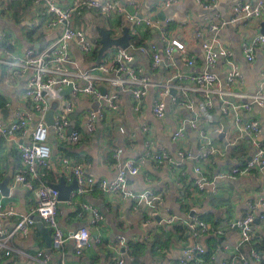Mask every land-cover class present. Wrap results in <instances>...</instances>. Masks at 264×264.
<instances>
[{
  "label": "crops",
  "instance_id": "0c3cea01",
  "mask_svg": "<svg viewBox=\"0 0 264 264\" xmlns=\"http://www.w3.org/2000/svg\"><path fill=\"white\" fill-rule=\"evenodd\" d=\"M34 1L0 0V36L4 38L2 40L4 52H0V61L8 60L5 53H10L11 56H23L31 48L39 52L61 35L62 27H49L43 11ZM57 1L62 8H68L78 0ZM132 1L122 0V5L128 7ZM136 1L141 14L146 18L156 13L157 5L162 0ZM257 1L218 0L216 8L205 10L197 3V0H180L177 6L166 11L167 14L175 18L169 26V38L185 44L188 57L194 56L198 61L197 67H188L187 57L178 54L175 56L173 66L176 71L181 73L203 72L205 59L202 42L213 36L207 31V24L217 18L230 20L233 7L237 3L256 4ZM186 13H189L190 19L186 17ZM160 14L161 12L156 14L157 18ZM119 21V15L106 19L100 16L97 11L89 10L75 16L73 23L75 27L82 28L87 37L96 43L99 53L103 30H106L114 39L120 38L117 37ZM263 21L264 11L259 18L229 24L218 34L224 46L233 51L234 61L242 70L243 83L235 86L236 92L248 95L264 92L263 51L261 48L257 49L256 61L250 64L243 56L242 47L244 42L260 34ZM126 29L132 33V38L137 37L144 40L142 45L130 43L131 46L135 48L147 47L150 42H153L158 46L160 52L164 51L165 43L155 29H149L151 30L149 35L146 27L137 29L133 25H128L123 30L121 37ZM198 30L202 31L201 38L195 37ZM110 49L104 53L100 61L104 59ZM72 51L74 57L82 63L85 69L95 66L99 61V59H95L97 51L94 56L83 57L77 51L75 44L72 45ZM136 60L145 71L149 70L153 64L152 55L148 58V55L143 56L136 53ZM169 64V61L165 59L159 68L152 71L155 87L164 83L168 75L174 71L169 67ZM215 72L225 83L229 67L220 63ZM101 86L100 90H108L106 85ZM25 90L26 77L14 76L10 68L0 62V106L5 123L13 121L17 111L29 110L30 102L25 98ZM68 90H64V99L55 101L58 103L56 112L62 109L64 101L70 99ZM156 96L157 88H153L143 100L142 112H136L133 97L128 93L120 92L119 111L116 113L107 112L105 119L99 123L98 130L93 135H89L85 131L87 113L91 109H96L100 104L87 96L78 97L74 100L73 111L69 115L71 128L80 129L83 132V139L76 145L60 142L54 127H51L49 144L53 154L43 178L46 184H58L62 178L65 179L67 185L73 182V178L65 173L62 157L69 158L74 164L82 165L87 174L94 177L97 184L102 181H113L118 173L114 155L118 150H123L122 160L145 161L140 165V173L137 176L129 177L128 193L137 194L152 189L164 198L160 210L154 214L157 218L154 216L151 223H148L150 216L145 205L136 209L130 198H126L122 194H107L99 187L84 196L73 197L72 193L68 202L60 201L58 221L67 235L89 225L90 214L85 212L84 216L80 215L82 204L88 203L105 215L104 222L98 228L91 230L93 239L100 237L102 242L93 244L85 251L82 258L75 256L74 245L72 242H68L64 256L67 264L77 261H82L84 264H113L118 258L128 256L118 239L120 237L124 238L123 244L130 247L129 255L134 256L138 264H175L179 260L184 246H192L194 240L184 225L177 224L163 228L159 224L161 219L170 214L186 221L196 214L206 223L219 227L226 221H233L241 217L246 212L247 205L251 200L258 196H264V170L260 168H255L243 175H232L227 179L219 177L228 170H232L234 166L245 163L255 152L251 148L249 137L240 130L243 129L245 120L255 119L260 122L264 135V108L256 109L254 107L246 119V115H243V124L241 123L239 128L234 124L231 115L219 113L220 108L217 105L214 111L215 118L221 115L228 123L229 129L226 138L221 140L223 125L217 122L210 125L212 128L208 126L216 152L209 156L205 172L211 184L215 185V192L212 188L201 192L194 187V182L198 178L194 172V162L183 163L182 169L175 167V162H180L177 155L179 149L189 150L193 155L202 152L203 145L198 132L192 131L189 127L188 120L191 119V114L186 109L170 104L164 119L155 118L152 109ZM191 98L200 101L202 95L193 93ZM238 100L240 101V99ZM243 102L245 101L238 103ZM145 124L149 127L148 133L142 129ZM181 127H184L187 135L183 141L178 142L173 137ZM121 128L123 132H121ZM217 128L220 129V132L215 133L214 129ZM33 129L34 124L32 123L29 126V131L31 132ZM149 138L153 139L154 150L164 149L168 152L169 161L159 165L147 157L146 141ZM21 143L28 144L29 138L19 137L15 143L11 144H7L4 139L0 138V183L11 175L10 195L4 197L0 193V203L6 207L14 206L18 217L31 214L36 206L33 192L27 190L22 184H14L15 171L18 167L23 166L17 148ZM18 217H6L3 220L4 226L12 229L16 225ZM257 238L258 246L263 249L261 251L263 259L257 263L249 258V264H264V229L259 230ZM240 242V231L233 228H227L223 234H205L199 240V243L207 251L205 259L215 257L217 249L226 245V248L216 256L215 264L222 260H233L235 258L234 251ZM11 246L14 251L10 257H6L5 252L0 251L2 253L0 264H33L34 256L41 250H45L50 255V264H61L63 258L61 253L47 247L37 222L32 228L29 238L24 239L17 236L11 242ZM249 246L244 248V252L249 253L248 248H251V245Z\"/></svg>",
  "mask_w": 264,
  "mask_h": 264
},
{
  "label": "built area",
  "instance_id": "2783aa9c",
  "mask_svg": "<svg viewBox=\"0 0 264 264\" xmlns=\"http://www.w3.org/2000/svg\"><path fill=\"white\" fill-rule=\"evenodd\" d=\"M34 2L43 11L48 26L51 28L62 27V33L55 41L39 52L31 48L23 56H11L10 53H5L8 60L0 61L10 68L14 76L26 77L25 98L30 102V108L29 110L17 111L15 119L10 123H5L0 106V138L4 139L7 144L15 143L19 137L29 138L28 144L21 143L17 146L23 166L16 169L14 184H22L27 190L33 192L36 203L31 214L19 217L14 206L6 207L0 203V251L5 252L6 257H10L14 251L11 242L17 236L24 239L29 238L32 234V228L36 225L35 217L38 216L52 233V250L63 255L61 264H67L64 256L68 242L73 243L74 253L78 258H82L85 251L91 248L93 244L102 242L100 237L93 239L91 230L98 228L104 222L105 215L99 209L84 203L81 206L82 213L80 215L84 216L85 212L90 214L91 219L88 226H83L67 235L59 224L60 193L43 181L53 154L49 144L51 128L46 121L52 104L64 99L65 89H72L69 93L70 99L64 101L62 109L55 112L54 129L60 142L76 145L83 139V132L80 129H73L72 133H69L71 128L69 115L73 111L75 99L80 96H87L100 104L96 109H91L87 113L85 131L89 135H93L97 132L99 123L105 119L107 112L116 113L119 111L120 92L130 94L134 99L136 112H142L144 98L153 88H157V96L152 109L155 118L164 119L170 104L186 109L191 114V119L188 120L189 127L192 131L198 132L203 145L202 152L197 155H193L189 150L179 149L177 155L180 162H175V167L182 169L183 163L194 162V172L198 175L194 187L201 192L208 188H212L215 192V185L211 184L205 172L209 156L216 152L210 133V128H212L210 125L217 123L214 109L218 105L220 114L231 115L234 124L240 128L243 115H246V119L255 105L264 108V92L248 95L235 91V86L243 83L242 70L234 61L233 51L224 46L218 34L221 29L229 24L261 17L264 11V0H258L256 4L237 3L233 7L230 20L217 18L207 24L206 29L213 36L202 42L205 70L192 73H181L173 67L175 56L178 54L187 57L186 64L188 67L195 68L198 64L196 57H188L185 44L169 38V26L175 18L167 14L166 11L177 6L180 0H162L157 5L156 13L146 18L141 14L136 0L130 2L128 7L122 5V0H78L68 8H62L57 0H35ZM197 3L203 9L211 10L217 7L218 0H197ZM89 10L97 11L100 16L106 19L119 15L117 37H121L123 30L128 25H133L137 29L140 27L155 29L165 43L164 51L160 52L158 46L153 42H150L147 47L140 48L131 45L126 49L115 47L106 53L102 61H98L95 66L85 69L82 63L74 57L72 45H76L77 51L83 57L94 56L98 48L96 43L87 37L82 28L74 26L73 21L75 16ZM159 12L166 13L163 21L156 16ZM188 16L189 13H186V17ZM113 32H115L114 29ZM195 37L201 38L202 31H196ZM3 39V36H0V52H4ZM242 47L245 60L253 64L256 61L257 49L261 48L264 55V35H256L244 42ZM136 53L143 56L148 55V58L152 55L153 64L149 70L145 71L138 64ZM165 59L169 61V67L173 68L174 71L168 75L164 83L155 87L152 71L159 68ZM220 63L229 67L225 83L220 80L215 72ZM101 85L107 86L108 90L105 94H102L100 90ZM174 91L175 94H173ZM193 93L201 94L202 100L197 101L195 98H191ZM229 98L240 99V101L245 102L231 103ZM32 123L34 129L30 132L29 126ZM142 129L145 133L149 132V127L146 124L143 125ZM240 131L249 137L251 148L255 152L251 155L250 160L234 166L225 174L219 175L221 179L231 178L232 175H243L255 168L264 170V135L260 122L255 119L245 120V125ZM121 132H123L122 128ZM214 132L218 133L220 129H214ZM186 135L184 127H181L174 133L173 139L178 142L183 141ZM146 148L148 149L147 157L159 165L170 160L166 150L153 149L152 138L146 141ZM122 154L123 150H118L114 155L118 171L115 180L102 181L100 184H97L94 177L87 174L82 165L74 164L69 158L62 157L65 173L76 179L78 183V188L73 192V197L84 196L98 187L107 194H122L133 201L136 209L145 205L150 216L148 223H151L154 214L160 210L164 198L152 189L137 194L128 193L129 177L137 176L140 173V165L144 164L145 161L122 160ZM6 217H18L17 223L12 229L4 226L3 220ZM159 224L163 228L177 224L184 225L194 240L192 246H184L179 260L175 264H215L216 256L226 248V245L217 249L215 257L205 259L204 256L207 255V251L199 243V240L205 234H223L227 228L238 229L241 242L234 251L235 258L233 260H222L217 264H249V258L260 263L263 259L262 254L254 248V245L258 243L259 230L264 229V196H258L251 200L247 205L246 212L241 217L233 221H226L219 227L206 223L196 214L186 221L181 220L176 215L169 214L161 219ZM118 239L128 256L118 258L113 264H138L135 257L129 255L130 247L123 244L124 238ZM249 245H251L249 253L244 252V248L250 247ZM33 261V264H50L51 259L45 250H41L34 256ZM71 264L84 263L77 261Z\"/></svg>",
  "mask_w": 264,
  "mask_h": 264
},
{
  "label": "water",
  "instance_id": "95a60500",
  "mask_svg": "<svg viewBox=\"0 0 264 264\" xmlns=\"http://www.w3.org/2000/svg\"><path fill=\"white\" fill-rule=\"evenodd\" d=\"M159 19L164 20L165 18V13H161L158 16ZM262 24V29L260 30V34L264 35V21L261 23ZM131 39H132V35L130 33L129 29H126L124 32V35L120 38L114 39L111 37V35L106 31L103 30L102 31V35H101V48L99 49V53H98V59L99 61L102 59L104 53L113 47H120L123 49H126L130 46L131 43ZM71 88L68 90V93L71 92ZM102 94H105V89H101ZM176 92L174 91L173 94H175ZM231 103H236L239 102L238 100L229 98L228 99ZM58 108V103H53L52 107L50 109V111L48 112L47 116H46V121L47 124L51 127H54L55 124V112ZM220 113V112H219ZM217 122H220L223 125V132L220 135V139L224 140L226 138L228 129H229V125L226 122V120L224 118H222L221 115H218L216 118ZM73 127L70 128L69 133H72L73 131ZM250 160V158L248 159ZM11 180V175L7 176L2 183H0V191L2 193V195L4 197H8L10 195V187H9V182ZM51 187L57 189L60 193L59 199L62 202H68L71 199V195L74 191L77 190L78 188V183L76 179H73V182L70 185H67L66 181L64 178L61 179L60 183L58 184H51ZM35 220L40 228V231L42 233V235L44 236V239L46 240V244L47 247L50 249L51 248V243H52V236L50 235V231L44 226L42 219L38 216L35 217Z\"/></svg>",
  "mask_w": 264,
  "mask_h": 264
},
{
  "label": "trees",
  "instance_id": "16d2710c",
  "mask_svg": "<svg viewBox=\"0 0 264 264\" xmlns=\"http://www.w3.org/2000/svg\"><path fill=\"white\" fill-rule=\"evenodd\" d=\"M147 34L150 35L151 34V30L148 29ZM131 43L139 46V45L144 44V40L143 39H139L137 37H133ZM97 56H98V51L96 52V55H95V59L96 60L98 59ZM214 111H215V109H214ZM254 248H256L257 250H259L260 253L263 250L261 247L258 246V244L254 245ZM248 249L250 250V248H248Z\"/></svg>",
  "mask_w": 264,
  "mask_h": 264
},
{
  "label": "rangeland",
  "instance_id": "374dc122",
  "mask_svg": "<svg viewBox=\"0 0 264 264\" xmlns=\"http://www.w3.org/2000/svg\"><path fill=\"white\" fill-rule=\"evenodd\" d=\"M255 108H256V109H259V108H261V107H259L258 105H255Z\"/></svg>",
  "mask_w": 264,
  "mask_h": 264
}]
</instances>
